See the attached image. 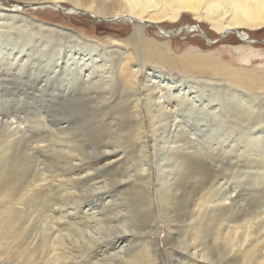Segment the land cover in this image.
I'll use <instances>...</instances> for the list:
<instances>
[{"label":"bare ground","instance_id":"obj_1","mask_svg":"<svg viewBox=\"0 0 264 264\" xmlns=\"http://www.w3.org/2000/svg\"><path fill=\"white\" fill-rule=\"evenodd\" d=\"M22 5L130 33L89 39ZM182 14L196 23L167 30ZM201 22L235 35L242 62L264 58L252 48L264 0H0V91L28 82L13 104L0 95V264H264V155L249 127L219 143L208 127L200 147L175 135V99L193 102L175 80L238 94L224 128L263 125L251 98L264 102V64L172 47L183 31L214 44ZM69 63L78 75L62 74Z\"/></svg>","mask_w":264,"mask_h":264},{"label":"rangeland","instance_id":"obj_2","mask_svg":"<svg viewBox=\"0 0 264 264\" xmlns=\"http://www.w3.org/2000/svg\"><path fill=\"white\" fill-rule=\"evenodd\" d=\"M10 4L11 3H9L6 6V8H2V10L5 9L6 11H8V8L11 7ZM71 4L72 3H69L67 1H65L63 7L68 8V7H70ZM21 7L23 9H27L28 11H33L34 14H30L29 16H32V17L35 16V18H37V20H39L41 22H45L46 24H52V25H56V26H61V27L70 29L72 31H75L77 33L85 32V34L87 35L85 37L89 38V39H94V40H100L101 39L102 40V39H105L107 37L122 38V37H125L126 35H128L130 33V29L127 27V25L126 24L123 25V23H121L120 21H117L115 23L114 22L100 21L98 19H95L94 17H90V16L82 14V13L68 15V14H65L63 12L53 10V9L47 7V6H45L46 9H42V10H38V11H34L33 9H30L31 7H26V6H23V5L20 6L19 8H21ZM56 13H58V14H56ZM176 20H178V21H176ZM176 20L174 22L173 21H169L168 25L166 26L167 30L168 29L169 30H174L172 28H176L178 26H184L185 24L196 23V20H194V17L191 14H184L182 17H180V18H178ZM171 22H173V25H172ZM200 25L207 32V35H208V36L206 35L207 38L209 37L211 39H216L214 44H212V45L206 44L204 38H202V36L199 35V34H196V33L194 34V33H189V32L183 31V32H181L180 34H178L177 36H175L174 38L171 39L172 47L175 50L181 51V50L187 48L188 46L192 45V46H196V47L200 48L202 51H204V50L205 51H207V50L217 51L218 54L221 56V58L226 59V60H228V61H230L232 63H235V64H243V65H248V66L249 65H257V62H260L261 65L264 64V62H263L264 58H260V57L259 58L257 57L255 59L257 61H254V62L252 61V62H250L248 64L242 62L240 60L239 56H237V54H236V52L234 50V46L242 44V43L239 40H237L235 35L229 34V35H227L225 37L219 38V34L216 32V30L212 29L206 22H201ZM177 29L181 30L182 27L177 28ZM154 30L155 29H149L147 31V33H149V35H152L154 37L157 36L159 39H162L160 36L156 35ZM176 31L177 30H175V32ZM89 35H91V36H89ZM252 36L254 38H256L257 41H258V43L256 42L257 44H255V43L252 44V48H254L253 50L258 51L259 53H261V55H263L264 54V29L260 30L259 32H254L252 34ZM243 45H245V43H243ZM67 54L69 55L70 51ZM11 58H12V56H11ZM93 62L94 61H92L91 64H95V62L94 63ZM72 64L71 63L68 64V66L66 67L67 70H66V68H65V70L62 69V74L64 73V71L68 72V74H70V73L75 74L76 70H77L76 71V74H77V72L79 70L76 69V68H75L76 70H73V68L75 66L72 65ZM63 68H64V66H63ZM68 69H69L70 72L68 71ZM88 69H82V73L81 74L79 73V76L81 75V77H85V75L83 73L87 74V72H88L87 70ZM175 78H177V76H175ZM175 81H176L175 84H180V85H182L181 86L182 88H184L185 90H188L189 96H190V98L193 101L191 103L190 100H185L186 98L181 99V100L178 99L179 101L177 99H175V104H176L175 105V135L176 136H178L179 134L180 135L183 134V136L186 135L189 138L192 137L191 138L192 142L196 141L195 144L198 147H200V144L202 146L203 144L205 145V143H206L205 140H206L207 137L203 136V135L206 134V131H208L209 128L211 129V132H212V134L209 136L211 138V140H210L211 143L212 142L213 143H215V142L219 143L225 135L232 134V136L235 137V136H237L236 134L240 133L239 131L244 130L243 127L244 128L245 127H247V128L249 127L248 128L249 132L246 129H245V132H248L249 134H252V135L255 136V138L257 139V143H256V147H255L256 149L255 150H256V152H259L257 154H259L261 156L264 155V151H262V150H264V137H263L264 136V116H263L264 115V102L262 101L263 99L260 96H255L254 98H251V99H253L252 100L253 102L255 101L253 103V105L257 109H260L259 111L262 113V117H261L262 121L260 123H262L263 125L260 124L259 127H254L255 129H252V127H253L252 125L248 126L245 123H243L242 126L239 125V126L235 127L234 125H232V127H230V129H229V128H224L225 126H222L223 124L221 125V123H218V122H227L229 120H231V122H232L234 120V118H233L234 115L231 114V112H232L231 109L233 107H238L239 106V105L237 106V104H239V101L237 100V97H239L238 94H232V93H235L233 90H232L233 91L232 93H231V90H230V92L227 94V93H225L226 91L223 90V91H221L219 93L217 91L215 93V96H216L215 97L214 96V92L215 91L212 89L213 87H211V86H207V85L197 86V85L191 83V84H193V86L189 87L188 85H186L187 82L182 84V82L179 81V80L178 81L175 80ZM24 84L25 85L13 84V85H11V87H10L9 84H7L6 87H4L6 89L3 90V91H0V95H4L5 97L6 96L7 97H11L9 100L13 104V101H12L13 100V97H12L13 96V91L14 90L15 91H22V90L26 89V85H28V82H24ZM31 85L32 84H30V86ZM199 88H201V89L199 90ZM11 89H12V91H11ZM202 89H203V91H202ZM175 93H177V92L175 91ZM217 96H219V97H217ZM234 97H235V99H234ZM251 99L249 98V100H251ZM237 101H238V103H237ZM228 106H230V107H228ZM225 116L227 118L228 117L229 118L224 120V118H226ZM187 120H189V121H187ZM23 123H24V126L27 124L24 121H20V123L18 122V124H20V126H22V128H23V125H22ZM176 123H177V125H176ZM218 125H219V127H220V125L222 126L220 128V130H222V131H220V132H219ZM203 128H204V130H203ZM231 128H232V131H231ZM227 129H229V130H227ZM250 129H252V132H251ZM36 130L37 129L33 130L34 135H37V133L38 134H43V133L44 134H49L48 133L49 132L48 128H45V127H41V128H38L37 131ZM200 130L202 131L201 133H200ZM230 131H231V133L228 134ZM202 133H204V134H202ZM216 133H218V134L216 135ZM232 136H231V138H232ZM43 142H45V141H43ZM262 142H263V144H262ZM198 143H200V144H198ZM259 146H261V147L263 146V147L261 148ZM255 188H256V190H258L259 188H262V187L258 186V188H257V185H256ZM47 207H48V209L50 208L49 203L47 204ZM52 210H53V213H54L55 209H52ZM163 234H164V232H163V230H161L160 237H162ZM161 246L163 248L165 246V244H164V242H162V241L160 242L159 241V247L161 248ZM172 247L175 248V246H172Z\"/></svg>","mask_w":264,"mask_h":264},{"label":"water","instance_id":"obj_3","mask_svg":"<svg viewBox=\"0 0 264 264\" xmlns=\"http://www.w3.org/2000/svg\"><path fill=\"white\" fill-rule=\"evenodd\" d=\"M60 12H64V10H61V9H60ZM88 16H89V15H88Z\"/></svg>","mask_w":264,"mask_h":264}]
</instances>
